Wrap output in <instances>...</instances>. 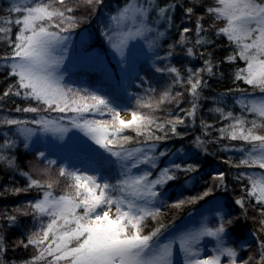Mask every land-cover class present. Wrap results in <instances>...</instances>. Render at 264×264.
I'll return each instance as SVG.
<instances>
[{"label": "snow or ice", "instance_id": "obj_1", "mask_svg": "<svg viewBox=\"0 0 264 264\" xmlns=\"http://www.w3.org/2000/svg\"><path fill=\"white\" fill-rule=\"evenodd\" d=\"M86 3L98 6L103 0H86ZM178 7L181 5L176 0L164 4L155 0H126L125 5L110 17L111 34L108 31L104 34L121 58L133 40L143 39L152 49L165 35L153 25L166 21L171 27L172 13ZM194 8L195 5L184 7L183 12L191 17ZM73 11L67 5V0H25L11 7L10 14H16L14 20L0 18V25H9L0 26V39H7L10 47V52L0 59L6 62L8 75L15 77V83L8 86L3 96L22 95L25 99L34 100L37 106L17 107L16 111L37 113V118L30 123L37 125L40 131L63 134L69 128L79 129L107 154L105 161L115 165L119 171L112 181L61 165L53 176L52 168L57 161L45 160V167L33 169L41 178H33L30 172H21L27 178V184L24 187L5 188L0 194L27 193L33 188L41 193L38 199L14 209L15 213L31 214L40 222V226L29 233L26 242H17L25 248H34V254L22 264H174L173 250L177 244L184 255V264H224L222 257L227 258V264H252V256L242 259L237 248L226 244L228 226L234 220L225 219L222 206L216 213L219 222L215 227L201 224L198 229L181 232L161 243L168 225L159 221L161 209L155 206L163 195L160 189L178 180L181 173H195L200 166L197 163L169 161L166 166L158 167L160 158L165 157L167 152L159 151L157 144L179 136L177 128L185 124V118H195L200 89L206 83L202 73H213L211 59L204 60L202 68L187 69L186 80L175 66L157 67V72L174 74L172 85L154 102L151 98L145 101L137 97L136 108L118 109L107 97L97 92L62 83L63 76L58 74L57 69L63 62V56H54L53 52L57 49L64 51L62 45L69 39L65 33L78 26V19L71 14ZM153 12L156 19L150 21ZM205 12L214 21H222V26L213 24L215 32L226 37L229 44L234 46L233 53L224 60L229 63L237 59L244 62V67L236 69L235 80H243L262 94L258 99L246 95L236 99L244 112L253 114L251 120L243 115H234L231 111L225 113L219 107L215 111L221 114V119L232 121L219 129L220 138L242 142L239 148L224 146L225 150H238L243 154L233 166L254 168L260 172L259 175L238 174L236 178L247 179L248 184L242 185L246 196L236 198L234 203L246 215V200L254 199L259 205L261 217L259 231L264 233V0H214V4L206 7ZM201 20V17H197L195 22L193 47L210 43L201 35L207 31ZM12 24L18 28L14 40L9 36ZM192 31L189 27L181 28L176 44L185 46L190 43L188 34ZM174 47L169 45V51L160 59L171 57ZM193 47L186 48L188 56L195 55ZM185 83L186 91L192 98L191 107L180 109L183 115L169 113L166 119L156 116L155 113L166 103L174 102L179 106L183 93L173 95L171 88ZM236 91L243 93L240 89ZM121 111L128 112L131 118H123ZM41 112L70 115L49 118L39 115ZM28 123L17 119L0 120V124L18 126L26 140L37 130L27 127ZM204 127L210 128L211 125L204 124ZM129 131L134 135H128ZM13 143L5 139L0 150L11 147ZM194 143L197 148L207 151L205 141L200 137ZM44 156L43 152L37 153L38 158ZM0 161L15 167L14 158L5 156L2 151ZM227 162L232 163L230 160ZM141 168L143 171H140ZM153 170H157L155 175ZM225 178L224 172L216 173L212 177L215 183L211 187L195 196L175 200L169 207L182 209L187 204L210 197L214 189L225 186ZM61 180L66 182L65 187L57 194L55 187ZM0 219L12 224L16 221V215L5 210L0 213ZM149 219L156 222V226L145 232ZM204 237L215 240L211 255L200 254L199 243ZM4 241V236L0 235V254L5 251ZM256 244L259 259L255 264H264V239L257 237ZM0 264H4L3 260H0Z\"/></svg>", "mask_w": 264, "mask_h": 264}, {"label": "trees", "instance_id": "obj_2", "mask_svg": "<svg viewBox=\"0 0 264 264\" xmlns=\"http://www.w3.org/2000/svg\"><path fill=\"white\" fill-rule=\"evenodd\" d=\"M25 0H0V18L3 19H15L16 14H10V9L13 5H20ZM159 4L171 2V0H158ZM181 7L175 9L172 13V23L169 28L165 39L162 41L158 51V55L165 57L169 51V45H174L173 55L166 59H160L154 66H147L139 64L137 66V73L130 75L127 84V98L123 96L124 93L119 91L115 87L114 83L102 77L96 70L90 68H75L71 71V76L77 81H83L89 88L96 84H100L105 88V91H115L117 98L126 103V109H134L137 107V97H142L145 101L149 98L154 102L159 99L160 94L172 85L174 74L168 72H157L155 69L165 68L169 66H175L179 69L182 77L187 79V69H199L204 66V60L211 59L213 64V73H202L203 80L206 82L205 86L200 89V99L198 101V109L194 119L185 118L186 122L183 125H179L177 131L179 136H173L169 140H163L158 142L157 148L159 151H166L167 155L160 158L158 167L166 165V161L171 159L175 163H197L199 169L195 173L180 174L179 179L174 182H169L160 191L163 195L160 196L157 202V207H160L162 215L158 218L160 222L165 223L168 227L165 232L171 227L181 222L187 215L191 213H197L203 208L213 209L217 203H220L225 209V219H233L234 223L228 226L227 235L225 241L228 246L238 249L240 258L248 259L249 256L253 257L252 264L259 259L257 252V237L264 239V233L259 231L260 214L258 211L259 205L256 204L254 199L249 198L246 200L247 214H242V210L239 206L235 205L234 201L240 196H246V193L242 189V185L247 186V179L238 180L236 177L240 172L247 174L259 175L258 169H249L245 167L236 168L233 164L238 163L242 157V153L238 150H225V145L232 146L241 145L240 141H231L228 139H221L219 129L225 125L231 123L229 119H221V114L215 111V108L219 107L224 112L231 111L234 115H243L247 119H253V114L244 112L239 104L236 103V99L242 95L248 97L259 98L262 94L258 89L253 88L244 83L243 80H235L234 75L236 69L244 67V62L237 59L234 62H227L224 58L234 51V46L229 44L226 37L217 35L215 32L216 27L222 26V21H214L205 12V8L214 4V0H176ZM126 0H103L101 5H89L86 0H67V5L72 7L74 11L71 13L74 15L79 23L74 29H70L68 35L70 38H79L81 34H86L87 37L93 34L97 30V27L102 25L103 20L107 18V15H112L119 7L124 5ZM195 5L194 14L188 17L184 12V7ZM197 17H201V22L206 32L201 35L210 43L202 46H194L196 33L195 22ZM98 19V20H97ZM9 26V25H0ZM11 33L9 34L11 39H15V33L18 28L12 24ZM189 27L193 29L192 33L188 34L189 41L185 46L176 44L179 40V32L181 28ZM56 30V29H53ZM193 47L195 53L194 56H188L186 54V48ZM104 47L100 46V50ZM10 52V47L7 39H0V57H3L6 53ZM106 53V52H105ZM203 54V55H202ZM209 54L210 57H209ZM109 62L114 66L112 60L107 56ZM10 63V61H8ZM9 69L6 66V62L0 59V120L17 119L28 121L26 125L29 128L39 130L37 125H33L30 121L37 118V113L16 111L17 107L24 108L28 106H37L36 102L31 99H25L22 95L15 96L9 95L3 96L4 91L9 85L15 83V77L8 75ZM68 86L67 84H65ZM72 88H78L70 86ZM187 84L174 85L171 88L173 95L176 92H182L183 98L181 103L177 106L173 103H166L158 110L155 115L166 119L168 114L183 115L180 109L187 110L191 107L192 98L186 91ZM87 89L88 88H80ZM232 89L233 91H229ZM236 89L243 90L236 91ZM90 91V90H89ZM143 111H148L144 109ZM39 115H46L49 118H58L60 114L56 112H41ZM99 118V117H97ZM203 122V124H202ZM67 123V121H64ZM204 124L211 125L210 128H205ZM128 135H134L132 132H127ZM162 134V133H157ZM170 135V133H169ZM200 137L202 141H205L204 150L197 148L195 140ZM8 139L13 141L11 147L2 149L0 151L9 158H14L15 167H9L4 161H0V193H3L5 188L24 187L27 184V178L21 175V172H30L33 178H41L37 172L33 169L45 167V160H55L57 164L52 168V175H56L57 169L61 166H67L71 168L69 163L62 162L58 158H53L49 151L42 148L41 144L37 141L27 142L19 131L16 125L0 124V145H2ZM43 149V150H42ZM43 152L45 156L38 158L37 153ZM179 153L174 155V153ZM94 160L97 158L94 157ZM232 161L228 163L227 161ZM105 170V168H101ZM106 171V170H105ZM154 174L156 170L153 171ZM219 172H224L226 178L224 181L225 186L216 188L212 192V195L205 198L202 201H197L195 204H187L182 209L170 208L169 205L175 200L195 196L208 187H211L215 181L212 177ZM115 176L110 175L112 181L115 180ZM192 179L193 183L190 186L184 187V183ZM65 181L61 180V183L56 185L55 191L59 194L65 187ZM41 193L33 188L27 193L12 194H0V213H4L5 210L9 214L16 215V221L9 224L6 220L0 219V235L5 238V251L0 254V260H3L4 264H22L24 260L29 259L34 254V248L29 246L27 248L19 245L18 241H25L29 233L35 231L40 222L35 219L31 214L20 215L14 212V209L20 207L28 201L38 199ZM219 220L211 219L210 226L215 227ZM156 226V222L147 220L145 224V232L151 231ZM225 262L227 260H224ZM227 264V262L225 263Z\"/></svg>", "mask_w": 264, "mask_h": 264}, {"label": "rangeland", "instance_id": "obj_3", "mask_svg": "<svg viewBox=\"0 0 264 264\" xmlns=\"http://www.w3.org/2000/svg\"><path fill=\"white\" fill-rule=\"evenodd\" d=\"M155 2L159 3L158 0H155ZM121 7H119L112 15H114ZM112 15H107V18L103 20L102 25L97 27V30L89 35V37H87L86 34H81L77 39L69 37V39L62 45L64 51L57 49L53 52V55L63 56V62L57 69L58 74L63 76V84L78 88H88L90 91L97 92L98 94L107 97L118 109H126V103L117 98V95L121 96V94H117L116 90L107 92L100 84H96L89 88L85 82L74 79L70 74L71 71L75 68H90L96 70L102 77L111 80L115 87L124 93L123 96L126 100L129 76L137 73V66L139 64L154 66L160 60L158 51L170 27L166 21L154 24V27H159L160 31L165 32V35L157 41L156 46L149 49L146 41L143 39L130 41L125 49L124 57L121 58L110 46L108 38L104 34L106 31L111 34L112 25L110 17ZM155 19L156 14L153 12L149 17V20L153 21ZM100 46L104 47V49L100 50ZM107 56L112 60L114 66L109 62ZM121 116L125 119L131 118L130 114L126 111H121ZM26 141L39 142L44 150L51 153L53 158L56 157V159L58 158L62 162L69 163L71 169H79L103 178H110V175L117 177L119 169L115 165L108 164L105 161L107 154L86 137L79 129L69 128V130L63 134L36 130ZM239 146L240 145L236 147L239 148ZM175 154L178 155L179 153L175 152L174 155ZM93 156L96 157L97 160H94ZM169 161L172 160L168 159L166 165ZM103 167L106 171L101 169ZM140 171H143V168H141ZM258 174H260V172ZM192 183L193 180L190 179L186 181L183 186L187 187L192 185ZM157 202L158 200L155 202V206L157 205ZM220 206L222 205L217 203L212 210L209 208H203L197 213L187 215L181 222L164 232L161 243L165 240L171 239L181 232L198 229L201 224H207V226L212 227L210 226V220L213 218L219 220L216 213L221 210ZM222 210L225 212L223 206ZM214 246L215 240L213 238H202L199 243L201 256L211 255ZM224 260H227V258L222 257V261L225 264L227 261L225 262ZM173 262L174 264H184V255L180 251L178 244L174 246Z\"/></svg>", "mask_w": 264, "mask_h": 264}]
</instances>
